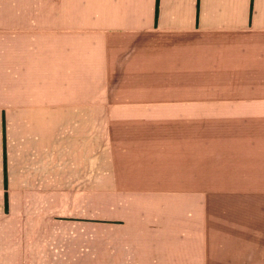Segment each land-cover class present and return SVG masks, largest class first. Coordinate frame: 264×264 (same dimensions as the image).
<instances>
[{
  "label": "crops",
  "instance_id": "obj_1",
  "mask_svg": "<svg viewBox=\"0 0 264 264\" xmlns=\"http://www.w3.org/2000/svg\"><path fill=\"white\" fill-rule=\"evenodd\" d=\"M250 196L264 0H0V257L212 264Z\"/></svg>",
  "mask_w": 264,
  "mask_h": 264
},
{
  "label": "rangeland",
  "instance_id": "obj_2",
  "mask_svg": "<svg viewBox=\"0 0 264 264\" xmlns=\"http://www.w3.org/2000/svg\"><path fill=\"white\" fill-rule=\"evenodd\" d=\"M248 198L246 199V203L250 208L247 209H239L238 204L228 205V203H222L220 205L226 208L220 209V211L215 209L205 210V213H214L216 215L219 212V219L222 221L225 229L222 227L219 231V239L222 240L205 242L203 243V249L205 251L212 250L216 254L231 255L226 258L216 259V262L212 264H264V197L250 196ZM243 199L237 198L235 202H244L245 200ZM211 200L212 197L205 198V201ZM222 201L227 202L228 200L218 197V202ZM259 220L261 221V225L257 226ZM231 222L233 224H228ZM250 224L253 226H248ZM206 228L208 230L205 233H211L212 226L207 225ZM244 229H246L248 234H251L249 237L255 235V237H259L261 240L240 241L245 237ZM216 233L218 234V232ZM0 264L11 263L8 259L0 257Z\"/></svg>",
  "mask_w": 264,
  "mask_h": 264
}]
</instances>
